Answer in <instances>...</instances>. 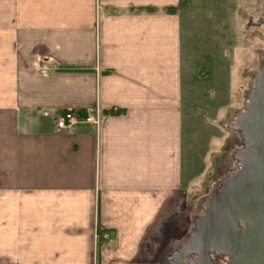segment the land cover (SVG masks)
<instances>
[{
	"label": "crops",
	"instance_id": "obj_1",
	"mask_svg": "<svg viewBox=\"0 0 264 264\" xmlns=\"http://www.w3.org/2000/svg\"><path fill=\"white\" fill-rule=\"evenodd\" d=\"M182 2L0 0V264H143L181 230Z\"/></svg>",
	"mask_w": 264,
	"mask_h": 264
},
{
	"label": "rangeland",
	"instance_id": "obj_2",
	"mask_svg": "<svg viewBox=\"0 0 264 264\" xmlns=\"http://www.w3.org/2000/svg\"><path fill=\"white\" fill-rule=\"evenodd\" d=\"M190 1L188 6L182 2L179 10L186 91L185 138L190 146L186 159L190 169L188 187L180 193V199L185 200L180 219L176 217L178 207H173V224L179 222L181 230L168 231L159 240L157 252L148 256L150 262L143 264H158L164 247L179 242L193 226L196 214L202 212L195 210V202L212 192L213 185L220 178L222 182L227 172L235 173L240 167L233 152L242 143L228 126L246 108L264 55V0ZM203 203L201 200V206ZM168 215L169 222L171 212ZM170 233L175 239L169 237ZM180 250L181 247L174 253L178 256ZM176 255L166 257L165 264ZM146 257L142 255V259ZM197 258L191 254L187 257L191 262Z\"/></svg>",
	"mask_w": 264,
	"mask_h": 264
},
{
	"label": "water",
	"instance_id": "obj_3",
	"mask_svg": "<svg viewBox=\"0 0 264 264\" xmlns=\"http://www.w3.org/2000/svg\"><path fill=\"white\" fill-rule=\"evenodd\" d=\"M232 126L247 147L237 154L240 169L207 202V214L184 246L198 254L193 264H213L209 254L227 257L228 264H264V55L247 106Z\"/></svg>",
	"mask_w": 264,
	"mask_h": 264
},
{
	"label": "bare ground",
	"instance_id": "obj_4",
	"mask_svg": "<svg viewBox=\"0 0 264 264\" xmlns=\"http://www.w3.org/2000/svg\"><path fill=\"white\" fill-rule=\"evenodd\" d=\"M240 116V113L238 114V116H236V118H238ZM235 118V119H236ZM233 122L228 126V128H230L231 130H233L235 132V134L237 135V137L239 138V141L242 143V146L239 149H235V151L233 152L235 155L239 154L240 152H242L246 147H247V142L245 141V139L243 138L242 134L240 133V131L238 130H234L233 126H232ZM239 164L241 165L240 161ZM241 167V166H240ZM240 167H236L235 173L236 171H238L240 169ZM232 173L230 174L229 172H227L226 174V178H224L221 182V178L219 179V182H216L213 187H212V192H210L206 197L201 198L199 201H196V209L195 210H201L202 212L199 214H196L195 219H194V223L193 226L190 227V229L188 230V232L183 235L182 239L179 242H176L174 245L172 246H168V247H164L163 251L160 253V256L158 258V264H165V258L170 256L172 257L173 255H176L174 252L175 250L179 249L181 247L180 253H178V256L176 255V257H174V259H172L169 263L167 264H193V262H191L189 259H187V257H189V251L186 250V248L184 247L186 243H188L189 241L192 240L196 229H197V223L200 219H202L207 213H206V204L207 202L215 199L217 197V193L218 190L220 188V186L231 176H233ZM201 200L204 202L203 205L201 206ZM203 208V209H202ZM204 210V211H203ZM185 249V250H184ZM174 253V254H173ZM198 257V254H196ZM211 260L213 262H219V263H224V264H228V258L227 257H223L222 255H217V254H209ZM198 259V258H197ZM190 261V262H189ZM222 261V262H221Z\"/></svg>",
	"mask_w": 264,
	"mask_h": 264
},
{
	"label": "built area",
	"instance_id": "obj_5",
	"mask_svg": "<svg viewBox=\"0 0 264 264\" xmlns=\"http://www.w3.org/2000/svg\"><path fill=\"white\" fill-rule=\"evenodd\" d=\"M101 112L98 109L88 110L85 113V117L83 120L79 118V116L75 112H67L62 116L58 117L56 120V128L57 130H67L74 127L77 124H91L94 126H98L100 122ZM99 235H96L98 238Z\"/></svg>",
	"mask_w": 264,
	"mask_h": 264
},
{
	"label": "trees",
	"instance_id": "obj_6",
	"mask_svg": "<svg viewBox=\"0 0 264 264\" xmlns=\"http://www.w3.org/2000/svg\"><path fill=\"white\" fill-rule=\"evenodd\" d=\"M167 10L170 12V11H172V10H174V9H167ZM112 113H113V114H117V113H118V111H113ZM100 235H102V233H101V232H99V236H100Z\"/></svg>",
	"mask_w": 264,
	"mask_h": 264
},
{
	"label": "flooded vegetation",
	"instance_id": "obj_7",
	"mask_svg": "<svg viewBox=\"0 0 264 264\" xmlns=\"http://www.w3.org/2000/svg\"><path fill=\"white\" fill-rule=\"evenodd\" d=\"M174 244H175V243H174ZM174 244H172V245H174ZM172 245H171V246H172ZM221 262H222V261H221Z\"/></svg>",
	"mask_w": 264,
	"mask_h": 264
}]
</instances>
